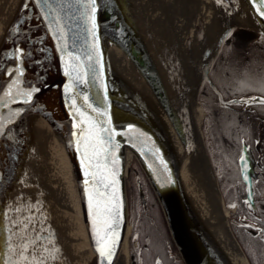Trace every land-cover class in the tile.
I'll return each mask as SVG.
<instances>
[{"label":"water","instance_id":"95a60500","mask_svg":"<svg viewBox=\"0 0 264 264\" xmlns=\"http://www.w3.org/2000/svg\"><path fill=\"white\" fill-rule=\"evenodd\" d=\"M234 1L246 24L220 27L203 49L196 87L199 101L205 83L224 105L252 98L264 99L263 95L225 99L211 77L212 67L224 45L238 33L248 35L246 47L264 37V15L261 14L264 4L261 0ZM0 3V264H21L19 252L26 242L44 264H118L131 227L130 159H135L153 190L184 264H251L233 231L231 217L227 215L226 222L238 250L235 247L231 250L221 234L219 238L206 211L182 176L177 161L178 142L188 144L195 126L187 98L170 85L164 64L151 42L147 25L153 32V22L143 13L140 0H96L95 35L89 0H0ZM205 33L204 28L201 41H204ZM108 34L119 43L123 54L118 55L112 50ZM167 61L172 67L183 64L182 59L179 63L172 62L170 55ZM66 71L69 74L66 75ZM78 76H83L86 82H81ZM68 86H71V92L65 91ZM28 93L32 95L28 96ZM89 104L106 115H97ZM76 109L84 116H79ZM40 114L50 119L64 142L88 236V241L86 237L82 239L84 235L75 241L70 239L73 234H61L58 239L61 244L49 254L35 247L33 228L38 232V227L33 219L36 205L33 201L36 195L33 191L26 195L25 183L34 176L40 177L46 187L36 188L41 199H50L49 190L56 189L64 196L68 194L62 185L48 181L41 170L43 160L37 147L41 145L37 119ZM89 118L98 122V127L110 130L101 133L109 151L106 155L101 154L98 160L92 159V166L86 168L83 142L77 141L81 130L85 138L88 137ZM88 153L92 155V147L88 148ZM202 156L224 199L205 139ZM242 156L246 158V165ZM97 163L101 165L100 169L96 168ZM104 164H107V171ZM239 168L246 199L249 206L256 209L253 186L256 159L246 143L242 146ZM112 171L117 183L114 188L105 189L98 183L100 175H109ZM86 172L98 173L96 187L105 193L103 197L95 195L91 176ZM139 191L142 202L146 203L140 181ZM113 192V202L119 206L115 234L118 243L109 261L97 248L105 244L108 230L103 223L106 215L103 209L105 203L112 200L109 193ZM89 194L94 197L92 203L100 200L101 215L95 222ZM59 225V229L65 226ZM130 264H138L132 250ZM155 264L163 263L158 259Z\"/></svg>","mask_w":264,"mask_h":264},{"label":"bare ground","instance_id":"6f19581e","mask_svg":"<svg viewBox=\"0 0 264 264\" xmlns=\"http://www.w3.org/2000/svg\"><path fill=\"white\" fill-rule=\"evenodd\" d=\"M140 5L146 17L153 22V32L150 31L149 25L147 31L150 32L151 42L160 55L161 64H164L170 85L187 98L195 126L188 144L180 145L178 142V166L187 187L206 211L219 238L221 234L231 250H234V247L237 249L228 231V209L210 177L209 167L202 156L204 108L197 99L196 87L199 85L200 65L204 58L203 49L208 41L220 27L246 24V20L234 0H140ZM199 24L206 30L204 41H199L196 37ZM188 35L193 38L191 47H187L185 42ZM107 39L112 50L118 55L121 54L123 49L114 37L108 34ZM168 55L172 62L182 55H186V60L182 67H172L167 61ZM37 119L40 125V143L44 149L40 144L37 146L38 154L43 160L41 170L48 181L62 185L68 194L64 196L56 189V192L49 190L50 199H41L39 190L36 189L46 188L41 178L34 176L25 183L26 195L30 191L36 195L33 201L36 204L33 219L40 234L34 227L35 247L38 251H46V254H49L51 249H56L61 244V240L58 241L61 234H73L70 239L75 241L83 235L82 239L86 237L88 241V236L76 180L64 142L46 115L40 114ZM27 203L29 210L30 204L28 201ZM59 224L65 226L59 229ZM128 244L126 240L118 264H130ZM230 254L233 256L232 252Z\"/></svg>","mask_w":264,"mask_h":264},{"label":"trees","instance_id":"16d2710c","mask_svg":"<svg viewBox=\"0 0 264 264\" xmlns=\"http://www.w3.org/2000/svg\"><path fill=\"white\" fill-rule=\"evenodd\" d=\"M211 76L226 98L255 94L253 91L240 94L237 90L246 91L251 85L260 84L264 77V37L245 49H238L231 41L227 42L212 67ZM242 84L246 86L242 87ZM200 97L208 108L210 147L214 150L212 159L216 168H221L220 183L223 190L230 186V191L225 194L226 203H238V210L232 213V226L251 263L264 264V195L260 198V208L252 210L244 191H238L236 185L237 182L242 185L238 156L243 140L250 145L254 142L260 145V159L264 162V104L253 103L244 108V103L237 102L224 106L208 84L203 87ZM138 180L144 185L146 204L142 203L139 195ZM129 194L134 222L131 240L137 239V246L132 245V249L139 264H155L158 258L163 264H184L170 237L160 205L141 171L131 180ZM251 227L258 232H252Z\"/></svg>","mask_w":264,"mask_h":264},{"label":"snow or ice","instance_id":"6c2138e0","mask_svg":"<svg viewBox=\"0 0 264 264\" xmlns=\"http://www.w3.org/2000/svg\"><path fill=\"white\" fill-rule=\"evenodd\" d=\"M261 3L264 4V0H261ZM96 0H89V6L91 8V12L93 14L92 16V30H93V35H95V28H96V23H95V12H96ZM262 15H264V12L261 13ZM65 47H67V45L65 44ZM69 55H71V53H69ZM74 59H79V57H74ZM89 59H91V57H89ZM19 71V70H17ZM66 75L69 74L67 71L65 73ZM77 79H79L81 82H86L83 79V76H78ZM260 85H261V89L264 90V77H262L259 81ZM246 86L244 84H242V87ZM33 91H39V89H33ZM66 92H71V86L66 87L65 89ZM28 96H31L32 93H28ZM88 97L85 96L84 100L87 101ZM233 103H237L236 101H234ZM239 103H248V104H253V103H261L264 104V99L262 100H257L256 98H252L250 100L247 101H239ZM89 108H92V105L89 104L88 105ZM76 113L83 117L84 113L80 112L79 109L75 110ZM93 112H96L97 115H106L105 113H101L98 109L92 108ZM108 123H110V120L107 121ZM88 124H89V135L87 138H85L83 130H81V136H80V140L77 141V143H82V146L84 147V160L87 161L86 163V168L87 167H91V161L92 159H99V157L101 156V154H107L109 151L108 147H105V140L103 138V136L101 135V133L104 132H109V129L106 128H102V127H98V122L93 121L91 118H89L88 120ZM92 147V155L90 156L88 153V148ZM242 161H245V165H246V158L245 157H241ZM113 163H115V160L112 161ZM97 169L101 168V165L99 163H97L96 165ZM103 168L107 171V164L103 165ZM86 175H90L91 179H92V183H93V191L95 192V195L97 197H103L105 195V193L100 192L98 190V188L96 187L97 185V172H91L88 173L86 172ZM115 172L112 171L110 172L109 175H105V174H101L100 175V179H99V184L102 185L105 189L108 188H114L115 184L117 183L116 179H115ZM245 179H247V177H245ZM87 183V181L85 182ZM109 196L112 197V200H109L105 203V207L103 209L104 213L106 214L104 216V220L103 223L106 227V229L108 230L106 232V235L104 237L105 240V244L103 247H98L97 251L100 253L101 256H106L107 259L110 261L111 257L114 256L115 254V246L118 243V240L116 239V230L118 227V217H119V206H117L113 201H114V192L113 193H109ZM94 197L89 194V201H90V209L92 212V216H93V222H95L96 218L100 217L101 213L99 211V206H100V200H95V203H92ZM247 203V201H246ZM230 207H234V205H230ZM95 239V236H94ZM32 257V259H29V257ZM19 258L21 260V264H24V262H26V264H44V261L42 259H39V254H33L32 251H30V244L28 242L24 243L20 249L19 252ZM6 264H10V262H6Z\"/></svg>","mask_w":264,"mask_h":264},{"label":"rangeland","instance_id":"374dc122","mask_svg":"<svg viewBox=\"0 0 264 264\" xmlns=\"http://www.w3.org/2000/svg\"><path fill=\"white\" fill-rule=\"evenodd\" d=\"M238 27L235 28V30L237 29ZM197 36H199V40L201 41V37L204 33V28L202 27V24H199L198 26V29H197ZM231 38H233V36H231ZM247 39H248V35L246 34H242V33H238L237 36H235V38H233V42L235 43V45L237 46V48H246V42H247ZM185 42H186V45L187 47H191L192 44H193V38L191 36H186V39H185ZM190 50V49H189ZM182 59V63L185 62L186 60V55H182L180 58L178 59H175L173 62L175 63H179L180 60ZM252 87H250L248 90L244 91L243 89H239L237 90V92H240V94H245V92H250V91H253L255 94H258V95H264V90L261 89V85L258 84V85H251ZM253 94V95H255ZM200 103L202 105V102L200 100ZM202 107L204 108V119H203V133H204V139H205V144H206V147H207V150H208V153L210 155V157L212 156V153L214 152L213 149H211L210 147V143H211V133H209V120H208V111L206 110V108L202 105ZM212 158V157H211ZM130 169L133 168V164L135 163V159H130ZM217 175L219 177H221L222 175V172H221V168L217 169L216 171ZM133 175H131L129 173V180L131 182V180L133 179ZM237 190L240 191L241 190V184L239 182H237ZM230 191V186H227L226 189L223 190L224 194L228 193ZM234 204V202H233ZM228 205V206H227ZM226 207L228 209V212H234L236 211V208H232L229 206V204L227 203ZM134 225V224H133ZM128 243H129V250H130V253H131V241L128 240ZM136 245V243H135Z\"/></svg>","mask_w":264,"mask_h":264},{"label":"flooded vegetation","instance_id":"af4514ba","mask_svg":"<svg viewBox=\"0 0 264 264\" xmlns=\"http://www.w3.org/2000/svg\"><path fill=\"white\" fill-rule=\"evenodd\" d=\"M244 140L242 141V145L241 148L244 144ZM252 147L255 150V154H256V159L258 156H260L261 152H262V148H260V145L257 142H254V144L252 145ZM240 153V152H239ZM264 154V152H263ZM259 158V157H258ZM260 162L258 161L257 166H256V172H255V178L259 179L256 184H255V193H260L261 190H263L264 187V183H263V179H264V162H262V169L259 168ZM147 201V198H146ZM146 204V203H145Z\"/></svg>","mask_w":264,"mask_h":264}]
</instances>
